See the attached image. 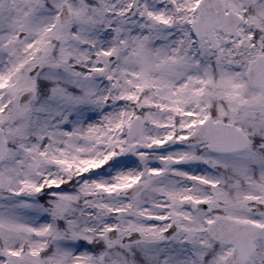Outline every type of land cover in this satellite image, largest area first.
<instances>
[{
	"label": "snow or ice",
	"instance_id": "6c2138e0",
	"mask_svg": "<svg viewBox=\"0 0 264 264\" xmlns=\"http://www.w3.org/2000/svg\"><path fill=\"white\" fill-rule=\"evenodd\" d=\"M0 264H264V0H0Z\"/></svg>",
	"mask_w": 264,
	"mask_h": 264
}]
</instances>
